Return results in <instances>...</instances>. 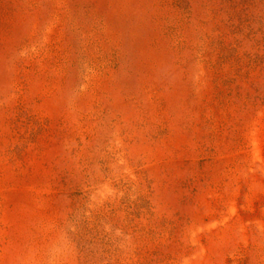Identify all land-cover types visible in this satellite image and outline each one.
Returning <instances> with one entry per match:
<instances>
[{
    "label": "rangeland",
    "instance_id": "rangeland-1",
    "mask_svg": "<svg viewBox=\"0 0 264 264\" xmlns=\"http://www.w3.org/2000/svg\"><path fill=\"white\" fill-rule=\"evenodd\" d=\"M0 264H264V0H0Z\"/></svg>",
    "mask_w": 264,
    "mask_h": 264
}]
</instances>
